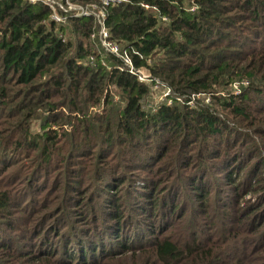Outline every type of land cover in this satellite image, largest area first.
I'll return each instance as SVG.
<instances>
[{"label":"trees","instance_id":"1","mask_svg":"<svg viewBox=\"0 0 264 264\" xmlns=\"http://www.w3.org/2000/svg\"><path fill=\"white\" fill-rule=\"evenodd\" d=\"M192 3L197 7L194 12L188 10ZM141 4L154 6L157 12ZM49 14L40 3L0 0V217L7 218L12 202L10 183L22 179L21 174L15 176L16 165L24 167L26 176L49 167L55 156L52 146L68 135L81 138L74 140L75 149L59 158L64 165L74 154L91 158L90 165L104 170L97 189L116 209L125 195L122 184L111 189L117 179L127 183L131 174L141 177L162 162L195 170L186 184L203 213L211 207L210 169L220 170L226 184L237 190L236 180L249 168L245 183L251 179L252 191L264 189V159L260 166L259 161L246 160L253 155V137L264 138V0H129L110 7L106 25L111 39L131 52L137 67H145L180 98L151 111L142 107L149 93L146 84L99 64L83 63L93 52L90 19H71L58 26L49 21ZM66 32L72 38L64 40ZM150 59L152 66L147 64ZM111 60L107 57L113 64ZM238 80L249 85L234 95L230 86ZM112 87L119 91L117 101ZM199 94L209 95L213 104H204L196 98ZM99 106L100 114L90 112ZM37 116L40 132L32 134L29 125ZM243 126L251 128L253 136L243 132ZM142 187L149 189L137 192L144 194L140 205L149 216L168 220L178 215L179 205L171 208V191L154 182ZM129 188L132 184L126 191ZM162 193L166 195L160 197ZM217 205L225 230L215 238L220 241L217 251L210 248L213 240L188 230L153 237L161 227L151 220L149 232L141 224L132 229L134 236L127 235L122 215L114 208L109 213L118 216L92 232L84 236L56 232L58 245L48 242L46 234L27 252L13 247L14 239H5L0 231V256L27 264H97L109 246L106 256L136 257L131 264H253L247 243L240 242L239 252L223 249L229 245L223 239L230 230L225 211L232 202Z\"/></svg>","mask_w":264,"mask_h":264},{"label":"rangeland","instance_id":"2","mask_svg":"<svg viewBox=\"0 0 264 264\" xmlns=\"http://www.w3.org/2000/svg\"><path fill=\"white\" fill-rule=\"evenodd\" d=\"M70 38L72 36L69 33L67 34V32L63 35L64 40ZM147 64L152 66L153 60H148ZM148 87L149 93L142 101V107L151 111L160 103L166 102V99L163 97L164 90L162 88H152L151 84ZM111 90L112 95L118 98V89L112 87ZM215 92L220 91L216 89ZM196 98L202 100L204 104L211 105L212 103L211 101L209 103L205 102L206 95H199ZM116 105L121 106V103ZM216 110L219 115H224L219 108ZM102 111L103 107L100 106L90 110L94 114H100ZM40 128V117L37 116L31 120L29 130L32 134H36L40 132ZM242 131L249 135L253 134L251 128L245 126H243ZM80 138V135L60 137L52 146V149L54 148L53 153H55L53 161L49 167L40 172L33 171L31 176H26L24 167H20V163L14 168V171H16L15 176L18 177L21 174L22 179L10 183L12 202L9 212L6 214L7 218L0 217V231L3 232V234H0L5 239H14L12 240L14 243L11 244L13 247L19 250L24 249L27 252L34 245H40L43 242L42 237L44 238L46 234H49L48 242L54 240V244L58 245L61 241L59 237L55 239L57 237L56 232H61V235L64 236H69L70 233L84 236L88 230L92 232L90 230L100 227L102 222H108L118 216V214L111 215L109 213V210H113L115 206L108 204L105 199L108 198V195L101 193L97 189V186H101L98 179L104 170H97L94 165H90L91 158L85 157L81 159L80 156L74 153V158L68 165H64L63 160L59 158L60 154H66L70 148L72 150L75 149L76 145L72 144H74L75 139L79 140ZM251 142H253V155L248 156L246 160L259 161L258 166H260V161L264 159V138L253 137ZM22 164L27 166V161L23 160ZM171 165H173L171 162H166V164L162 162V166L157 169L156 166H152L141 177L137 173H133L131 177L134 179L130 178L127 183L126 181L121 183V179H117L116 187L111 189L115 190L120 187V184L123 185L121 193H125V195L121 201L122 206L117 208L125 223L124 227L127 226L129 231L124 230L123 232L134 236V230L132 229H136L141 224H143L141 228L145 231L147 229L146 232H149L148 222L151 220L155 223L156 228L161 227L156 229V234H153V237L160 236V234L188 230L195 232L196 236L200 238L207 236L213 240L210 248L217 251L220 247V241L215 238L218 231L219 233L225 232L224 229H221V216L224 214L218 215L217 212H222V208L217 203L222 200L225 202L231 201L232 208H228L225 211L228 216L226 220L227 222L229 221L227 224L230 230L226 234L227 237L223 239L224 242L228 241L229 245L223 247V249L226 253H230L233 249L239 252L241 250L240 242H245L249 245V250L251 249L247 255L253 257V264H263L264 200L260 199V197L264 196V189L262 191H252L253 187L249 186L251 179H248L249 182L245 183L244 178L248 175L246 172L249 168L236 180L237 190L230 188L226 184L224 176L219 173L220 170L215 169V171H212L210 169V174L207 175V186L211 191V209L209 208L208 211H204L206 213H203L200 210L199 202L194 198L193 190L187 189L186 184L188 176L197 173L192 170V167L185 169V167L178 164L174 169L175 166ZM25 172H29V170ZM140 178H144V180L146 178V180L138 181ZM114 179L116 178L112 180ZM152 182L156 185H163L166 188L164 189L166 192L171 191V194L168 195L172 201L171 208L178 204V209L180 210L178 215L176 213L172 214L166 220L156 215L149 216L146 210L141 207L140 203H143L144 194L142 193L141 197L137 192L141 190L149 191L148 188H143L142 186L143 183L148 185ZM130 184H132L133 188H129L126 191ZM133 189L134 192H132ZM164 195L166 194L162 193L160 197ZM137 196H139L140 200ZM17 207H20L21 210H16L18 209ZM189 218L191 219L190 224ZM170 220L171 224L168 225ZM105 224L108 225L107 223ZM176 226L178 229L174 230ZM53 227L56 229L50 233ZM35 232L39 233L37 237ZM232 238L236 241H229ZM108 249H110L109 246L105 248L106 254L101 257L97 264H131V260L136 259V257H117V255L106 256ZM113 251H115L114 253L118 252L116 249ZM0 259L1 263L3 262L2 264H27L26 260L12 256H0Z\"/></svg>","mask_w":264,"mask_h":264},{"label":"built area","instance_id":"3","mask_svg":"<svg viewBox=\"0 0 264 264\" xmlns=\"http://www.w3.org/2000/svg\"><path fill=\"white\" fill-rule=\"evenodd\" d=\"M30 4L40 3L48 8L49 21L58 26H64L71 19H90L93 27L89 34V42L93 47V52L84 61L92 67L98 64L108 71L117 70L134 77L138 82L152 85V88H162L164 90L163 97L166 103L170 104L172 98L180 100V98L172 92L164 82L151 75L150 71L145 67H137L132 60L131 52L123 47L120 43L111 39L109 29L106 25L108 10L110 7L126 4L129 0H22ZM142 8L157 12V8L147 4H141ZM197 9L195 4H191L188 8L190 12ZM165 20V18H163ZM134 54L139 55L137 52ZM111 57L113 64L107 61V57ZM147 71H146V70ZM249 85L247 80H238L231 84L230 92L234 95ZM205 96V94H199ZM199 95H196L199 96ZM114 100L118 98L114 96ZM206 103L210 102L209 95H206Z\"/></svg>","mask_w":264,"mask_h":264}]
</instances>
